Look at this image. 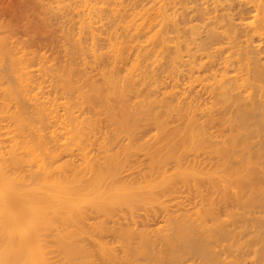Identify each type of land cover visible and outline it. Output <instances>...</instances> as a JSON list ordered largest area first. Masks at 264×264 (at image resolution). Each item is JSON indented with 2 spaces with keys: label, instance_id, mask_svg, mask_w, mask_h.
<instances>
[{
  "label": "bare ground",
  "instance_id": "bare-ground-1",
  "mask_svg": "<svg viewBox=\"0 0 264 264\" xmlns=\"http://www.w3.org/2000/svg\"><path fill=\"white\" fill-rule=\"evenodd\" d=\"M78 2L63 49L77 66L34 56L30 68L28 49L0 41V176L91 197L44 225L49 264H264V140L251 141L264 137V0ZM178 78L187 90L173 93ZM200 152L210 169L191 160ZM180 187L198 201L189 212ZM151 209L164 212L155 236L133 226ZM221 244L227 260L212 253Z\"/></svg>",
  "mask_w": 264,
  "mask_h": 264
},
{
  "label": "rangeland",
  "instance_id": "rangeland-1",
  "mask_svg": "<svg viewBox=\"0 0 264 264\" xmlns=\"http://www.w3.org/2000/svg\"><path fill=\"white\" fill-rule=\"evenodd\" d=\"M42 1V2H41ZM64 1V2H63ZM68 1V0H67ZM66 0H0V38L1 37H3L4 39H5V41L7 42V45H9V47L7 46V47H4V48H6V50H7V48H10L11 46H13L12 48H10V49H8L7 50V54H10L11 52H12V54H13V52H17L18 50H23L22 48H25L26 50L28 49L29 51H25V54H23V52L20 50V51H18L17 53H15L16 55H19L18 53H20L21 52V54L20 55H24L25 57H28L29 55V59H28V62H29V64H31L32 62H31V60H32V57H34L33 58V60L36 62H34L33 60V63H35V64H37V62H47L50 66L48 67L49 69H47V70H54V71H56V69L58 70V68H59V70H63L64 68V70H66V67L65 66H62L65 62H66V60L69 58L70 59V61H71V63H72V60L75 58H77V56H76V54H75V56L73 57L72 55V57H70V54L71 53H66V52H69V50L68 51H66L65 50V52H64V48L66 47V42H68V41H72V39H73V37H74V35L77 33L76 32V30H77V27H76V25H78L79 23L77 22V20H78V18L80 19V17L78 16H76L77 14H76V12H78V10L79 9H77L78 8V6H79V4H80V2H78L79 0H77L76 2L78 3L76 6H77V8L75 7V9H72V8H74V4L73 3H75V2H72V0H70V1H68L67 2ZM73 1H75V0H73ZM136 2H137V0H135ZM140 1H142V0H139V2ZM66 2V3H65ZM138 3V2H137ZM60 4L62 5L63 4V6L66 8V10H65V8L63 7H61L60 6ZM69 4V5H68ZM70 4H71V6H70ZM49 5V6H48ZM57 5V6H56ZM68 5V6H67ZM74 5V6H73ZM236 5V6H235ZM235 5H233L234 6V8L235 7H238V5L237 4H235ZM43 6V7H42ZM44 6H45V8H44ZM70 6V7H69ZM47 7V8H46ZM56 7H58V8H56ZM80 8V7H79ZM68 9L70 10V11H68ZM77 9V10H76ZM40 10V11H39ZM43 10L45 11V12H43ZM49 10V11H48ZM59 10V11H58ZM60 10H63V11H61L60 12ZM72 10H73V12H72ZM76 10V11H75ZM235 10H237L236 12H238V8L237 9H235ZM66 12H69V13H66ZM232 12V11H231ZM44 13V14H43ZM70 13H72V14H70ZM232 13H234V9H233V12ZM68 14V15H67ZM235 14V13H234ZM81 15V14H80ZM45 16V17H44ZM57 16V17H56ZM67 16V17H66ZM73 16H76V17H73ZM72 19H71V18ZM44 18V19H43ZM62 18V19H61ZM236 18V16H234V22H235V24L237 23L235 20ZM65 19H67V20H65ZM76 19V20H75ZM232 19V20H233ZM64 20V21H63ZM74 20V21H73ZM45 21V22H44ZM73 21V22H72ZM238 21V20H237ZM50 22H51V24H50ZM78 23V24H76V23ZM234 22H232V24L234 23ZM38 23V24H37ZM59 24H61V25H59ZM72 24H73V26H72ZM76 24V25H75ZM69 25V26H68ZM234 25V24H233ZM64 27V28H63ZM75 28H76V30H75ZM237 28V27H236ZM238 28H239V26H238ZM56 29V30H55ZM71 29H73V30H71ZM240 29V28H239ZM239 29H237V30H239ZM38 32H37V31ZM41 30V31H40ZM52 30V31H51ZM35 31V32H34ZM69 31V32H68ZM241 31V30H240ZM65 32V33H64ZM70 32H72V34L70 33ZM239 32V31H238ZM240 33V32H239ZM69 35V38L71 37V35H72V39L70 40L69 38H68V36L67 35ZM71 34V35H70ZM74 34V35H73ZM3 38H1L0 39V41L2 40V43H4L3 42ZM75 38H76V36L74 37V39L73 40H75ZM65 39H66V41H65ZM67 39H68V41H67ZM10 42V43H9ZM61 43H62V45H61ZM12 44V45H11ZM14 44V45H13ZM29 44V45H28ZM64 44H66V45H64ZM3 46H6L5 44H2ZM11 45V46H10ZM15 46H18L19 47V49L18 48H15L14 49V47ZM23 46H26V47H23ZM30 46H31V48H30ZM62 46V47H61ZM22 47V48H21ZM29 47V48H28ZM37 47V48H36ZM61 47V48H60ZM36 48V49H35ZM67 48L69 49V46L67 45ZM14 49V50H13ZM16 49H17V51H16ZM30 49H31V51L32 50H34V52H33V54H32V52L30 51ZM59 49V50H58ZM5 50V51H6ZM12 50V51H11ZM63 50V51H62ZM11 51V52H10ZM40 51V52H39ZM45 51H47V52H45ZM62 52H63V55H62ZM73 52V51H72ZM29 53V54H28ZM40 53H41V55H40ZM54 53V54H53ZM6 54V55H7ZM12 54H10V55H12ZM15 54H13V55H15ZM31 54H32V56H31ZM38 56H37V55ZM44 54V55H43ZM65 54V55H64ZM67 54V55H66ZM5 54H4V57L6 58L7 56H6ZM28 55V56H27ZM43 55V56H42ZM55 55V56H54ZM57 55H58V57H57ZM59 55H62V57L61 56H59ZM69 55V57H67ZM64 56V57H63ZM258 56H261V55H258ZM40 57V58H39ZM42 57V58H41ZM53 57V58H52ZM56 57V58H55ZM66 57V58H65ZM36 58V59H35ZM50 58H51V60H50ZM55 58V59H54ZM58 58V59H57ZM41 59V60H40ZM44 59V60H43ZM69 59L67 60V61H69ZM74 59V60H75ZM30 60V61H29ZM38 60V61H37ZM48 60V61H47ZM62 60V61H61ZM73 60V61H74ZM77 60V59H76ZM79 60V59H78ZM54 61H56V63L54 62ZM263 61V60H262ZM31 62V63H30ZM54 64H53V63ZM61 62L63 63V64H61ZM44 63V65H46ZM73 63H76V65L75 64H73V65H75V66H77L78 65V61L77 62H73ZM35 64L33 65V64H31V66H30V68L31 67H33L34 68V66H35ZM4 66H5V68H4ZM3 67H2V70L4 71V69H8V67L6 66V65H4ZM54 66V67H53ZM59 66V67H58ZM57 67V68H56ZM62 67V68H61ZM124 67V66H123ZM122 67V68H123ZM148 67V66H147ZM149 69H151V66L149 65ZM32 68V69H33ZM35 68H36V66H35ZM51 68V69H50ZM148 69V70H149ZM1 70V69H0ZM121 71H123L122 69H120ZM5 71H7V70H5ZM157 73H158V70L156 71ZM159 73H160V71H159ZM161 75V74H160ZM158 76H159V74H158ZM161 77V76H160ZM159 77V78H160ZM163 77V76H162ZM182 77V76H181ZM161 79V78H160ZM182 80L183 81V79L182 78H178V79H176L177 81L178 80ZM168 81H170L168 78H165V80H163V84L165 85V86H167L168 87V85L167 84H170V82H168ZM166 82H168L167 84H166ZM179 83V84H178ZM181 83V84H180ZM177 84L178 85H181V86H176L177 88L175 89H173V93H174V90L176 91V93L178 92H180V90L181 91H183V88L184 89H186V87H183L184 85V82L182 83L181 81H178L177 82ZM197 84V83H196ZM163 85V86H164ZM171 85V84H170ZM169 85V86H170ZM198 86V85H197ZM196 85H194V89H193V91L191 92V90H190V95L191 96H194V95H192V93L193 94H196V93H198L197 94V96L196 97H199L200 95V100H199V98H198V100H199V103H200V101H202V99L204 98V100L205 99H207L206 98V96L207 95H205L206 93H205V91L203 92V91H201V89H200V92H198L199 91V88L197 87ZM198 89H197V88ZM169 88V87H168ZM179 88V89H178ZM181 88V89H180ZM187 90V89H186ZM197 92H196V91ZM255 90V89H254ZM154 91V90H153ZM156 91V92H155ZM153 93H152V95L155 97V95L157 96L158 94H159V91H158V89L157 90H155ZM187 92V91H186ZM189 93H187L188 95H189ZM200 93V94H199ZM203 93V94H202ZM205 93V94H204ZM181 94V93H180ZM177 95H179V94H177ZM196 100H197V98H196ZM203 100V101H204ZM208 100V99H207ZM206 100V102L208 103V101ZM196 102V101H195ZM205 102V101H204ZM196 103H198V101L196 102ZM202 103V102H201ZM212 130V132H213V130L214 129H211ZM213 133H216V130H214V132ZM257 133V132H256ZM259 133V132H258ZM257 133V134H258ZM146 135H148V133L146 134ZM260 135V136H259ZM259 135H256L257 136V138L255 137V135L253 136V138H252V140L251 141H254V142H257L258 140L261 142V141H263L264 140V137L261 135V134H259ZM217 140L216 141H218L219 140V137H215ZM214 137H211V139H215ZM211 139L209 140V141H211ZM256 141H255V140ZM258 141V142H259ZM212 142V141H211ZM253 145H254V143H253ZM256 146V145H255ZM139 155V154H138ZM138 155H136L138 158V160L140 161V158L142 157L141 155L140 156H138ZM205 154H203V153H198V154H194L193 155V157H191V160H196V161H199V162H201L203 165H205V164H209V163H211V161H209V163H208V161H207V163L205 162L206 161V159H204V158H206V156H204ZM135 156V157H136ZM140 157V158H139ZM143 158V157H142ZM193 158V159H192ZM137 159H135V161L137 160ZM207 159H208V157H207ZM187 160H189V158L187 159ZM204 160V161H203ZM141 162V161H140ZM205 163V164H204ZM140 164H142V162L140 163ZM140 164H138L137 166L135 165V168L136 167H138ZM171 165H169L170 167H172V163H170ZM210 165L211 164H209V165H207L206 166V168L207 169H210ZM168 166V167H169ZM209 166V167H208ZM134 168V170L135 171H137L138 170V168H137V170ZM140 169L142 168V166L141 167H139ZM205 168V169H206ZM131 170V169H130ZM130 170H126L127 172H130ZM135 171H133V169H132V171L131 172H135ZM127 172H125V174L127 173ZM130 172V173H131ZM137 173V172H136ZM124 174V173H123ZM124 174V175H125ZM127 176H128V174H126ZM133 175V174H132ZM132 175H130L129 174V178H130V176L132 177ZM136 175V174H135ZM134 175V176H135ZM133 176V177H134ZM124 177H126V176H124ZM181 188V187H180ZM179 188V190H176V193H175V201H178L179 202V205H180V207H181V209L182 210H184V211H191L192 209H194V205H198V201L197 202H195V200L196 199H194V197L195 196H193L192 197V195H194V193H191V192H189L190 190L188 189L187 191L190 193V194H192V195H189V193L187 192V191H185L184 189H186V188H181L180 189ZM176 189H177V187H176ZM181 190H182V192H181ZM178 191H179V193H178ZM192 191V190H191ZM185 192V193H184ZM187 193H188V195H187ZM184 194H185V197H184ZM196 198V197H195ZM170 200V199H169ZM192 200H194V201H192ZM171 201V200H170ZM174 201V202H175ZM172 202H173V199H172ZM171 202V209L173 208V206L172 205H174V202L172 203ZM194 202V203H193ZM195 203H197V204H195ZM168 204V203H167ZM193 205V206H192ZM169 206H170V203H169ZM196 207V206H195ZM175 208V207H174ZM173 208V209H174ZM227 208V206L226 207H224V206H219V208L217 209L218 211H217V213L218 214H220L221 212V215H223V212H224V210ZM234 208V207H233ZM252 208H254L253 210H251L250 209V211H252V212H250V214H252V216L250 215V217H249V214H248V216L245 218V219H247L248 220V225L250 224V225H252V223H250V222H253L252 221V219L254 218V217H257L256 216V214L258 215L259 213H257L256 211H257V209H258V206H257V208H255V207H252ZM260 208V207H259ZM237 208L235 207V209H233V210H236ZM155 209H151V212H152V214H154V215H147L148 216V218H147V216H144V214L142 215L141 213H145V211L144 212H141V211H138V213H140L141 214V216H140V214H139V216H138V214H137V216H135V218H136V223L134 222V224H133V226L135 227H138L137 229H140V228H143V227H145L144 229L145 230H147V228H148V233H151L152 235H154L155 236V234H153L152 232V230H154V229H152V228H154V227H156L157 225L159 226L161 223H162V219L163 218H161V216H162V214L164 213H161L162 211L161 210H158V211H154ZM157 210V209H156ZM221 210V211H220ZM223 210V211H222ZM149 212H150V210H148ZM220 211V212H219ZM236 211H238V209L236 210ZM259 211V210H258ZM147 212V211H146ZM154 212V213H153ZM148 214H150V213H148ZM146 215V214H145ZM260 215V214H259ZM258 215V216H259ZM142 216H144V217H142ZM141 219H139V218ZM142 217V218H141ZM237 217L238 218H242L241 216L239 217V215H237ZM245 217V216H244ZM243 217V218H244ZM148 219V222H147V220L146 219ZM259 218H260V216H259ZM143 219V220H142ZM255 219V218H254ZM258 219V218H257ZM122 220V219H121ZM135 220V219H134ZM241 221H242V219H240ZM246 220V221H247ZM250 220V221H249ZM256 220V219H255ZM254 220V221H255ZM123 222H124V220H122ZM121 221V222H122ZM129 221V220H128ZM161 221V222H160ZM257 221H260V220H257ZM264 221V220H263ZM119 222H120V220H119ZM122 222V223H123ZM132 222V221H131ZM130 222V223H131ZM243 222L245 223V221H244V219H243ZM129 223V222H128ZM117 224V223H116ZM264 224V223H263ZM124 225V224H123ZM132 225V224H131ZM157 226V227H158ZM151 229V230H150ZM243 230V229H242ZM151 231V232H150ZM244 232H245V230H244ZM264 231H262L260 234H262ZM242 233V232H241ZM243 234V233H242ZM243 235H245L243 238H245L246 237V234H243ZM251 235V234H250ZM105 237L107 236V235H104ZM111 236V235H110ZM109 236V237H110ZM151 236V235H150ZM254 236H256V235H254ZM258 236H259V234H258ZM257 236V237H258ZM262 236H264V235H262ZM105 237H103V239L105 238ZM217 237V236H216ZM222 236H218V238H221ZM251 237V236H250ZM113 239V237L111 236L109 239H108V236H107V241H110V240H112ZM151 238H153V236H151ZM251 238H254V237H251ZM250 238V239H251ZM261 238V237H260ZM263 238V237H262ZM154 239H156L155 237H154ZM254 239H256V238H254ZM258 239V238H257ZM157 241L159 240V238H157L156 239ZM244 239H242L241 241H243ZM253 240V239H252ZM251 240V241H252ZM106 241V242H107ZM114 241V239L112 240V242ZM255 241V240H254ZM257 241V240H256ZM111 242V241H110ZM109 242V243H110ZM111 242V243H112ZM253 242V241H252ZM251 242V243H252ZM258 242H259V240H258ZM258 242L256 243V244H258ZM157 243V242H156ZM254 243V242H253ZM252 243V244H253ZM261 243V242H260ZM158 244V243H157ZM157 244H155V245H157ZM222 245V244H221ZM260 245V244H259ZM262 245V244H261ZM220 246V245H219ZM218 246V249L216 248L217 246H215L214 247V249H215V251H216V253L213 251L212 253L215 255V256H217L220 260H222V259H225V260H227L228 258H227V255L229 254L228 253V251L230 250L229 248H227V247H225V246H221V247H219ZM256 247H258L257 245H256ZM262 248H264V246H262ZM261 248V249H262ZM220 249H222V250H220ZM245 249V246L243 247V250ZM260 249V250H261ZM217 250H218V252H217ZM246 250V249H245ZM262 250H264V249H262ZM246 252V251H245ZM264 252V251H263ZM264 254V253H263ZM199 255V254H198ZM219 255V256H218ZM193 258L192 259H190L191 260V262L192 263H194V264H197V261H199L200 260V256H195V254H192L191 255ZM251 255H249V257H250ZM252 257V256H251ZM251 257L248 259V256H244L243 258V262L244 263H242V264H251V263H248V261L250 262V260H251ZM199 258V259H198ZM247 258V259H246ZM188 260V259H187ZM98 261V260H97ZM186 262V261H185ZM188 262V261H187ZM190 263V262H189ZM185 264H187V263H185ZM191 264V263H190Z\"/></svg>",
  "mask_w": 264,
  "mask_h": 264
},
{
  "label": "clouds",
  "instance_id": "clouds-1",
  "mask_svg": "<svg viewBox=\"0 0 264 264\" xmlns=\"http://www.w3.org/2000/svg\"><path fill=\"white\" fill-rule=\"evenodd\" d=\"M91 202L62 186L23 185L0 176V264H49L42 230L55 214Z\"/></svg>",
  "mask_w": 264,
  "mask_h": 264
}]
</instances>
